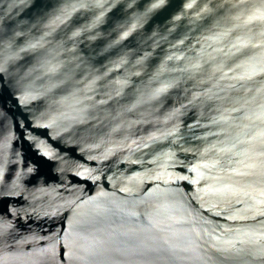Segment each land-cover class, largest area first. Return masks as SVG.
<instances>
[{
    "label": "water",
    "instance_id": "1",
    "mask_svg": "<svg viewBox=\"0 0 264 264\" xmlns=\"http://www.w3.org/2000/svg\"><path fill=\"white\" fill-rule=\"evenodd\" d=\"M0 264H264V0H0Z\"/></svg>",
    "mask_w": 264,
    "mask_h": 264
}]
</instances>
